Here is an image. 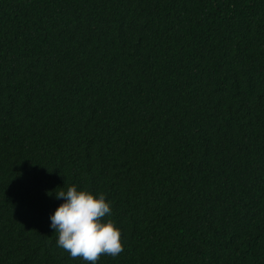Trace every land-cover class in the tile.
Returning a JSON list of instances; mask_svg holds the SVG:
<instances>
[{"label":"trees","instance_id":"obj_1","mask_svg":"<svg viewBox=\"0 0 264 264\" xmlns=\"http://www.w3.org/2000/svg\"><path fill=\"white\" fill-rule=\"evenodd\" d=\"M69 186L99 264H264V0H0V264H84Z\"/></svg>","mask_w":264,"mask_h":264},{"label":"clouds","instance_id":"obj_2","mask_svg":"<svg viewBox=\"0 0 264 264\" xmlns=\"http://www.w3.org/2000/svg\"><path fill=\"white\" fill-rule=\"evenodd\" d=\"M55 197L64 203L50 216V226L58 234L57 247L72 259L99 264L103 255L116 258L124 251L121 230L113 220H105L112 215V206L103 193L95 196L69 186L56 190Z\"/></svg>","mask_w":264,"mask_h":264}]
</instances>
